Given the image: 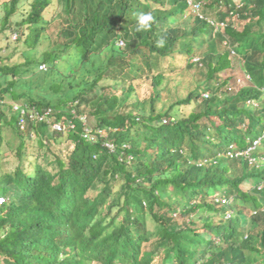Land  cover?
<instances>
[{
    "label": "trees",
    "instance_id": "1",
    "mask_svg": "<svg viewBox=\"0 0 264 264\" xmlns=\"http://www.w3.org/2000/svg\"><path fill=\"white\" fill-rule=\"evenodd\" d=\"M0 5V33L20 31L16 41L1 39L0 52L14 53L0 55V98H20L15 84L38 71L50 90L25 102L75 125L61 133L29 122L23 131L11 103L0 104V264H264V141L244 154L264 132V0ZM55 5L56 39L39 57L27 55L56 19ZM207 6H220L218 19ZM149 11L156 22L136 32V16ZM186 16L193 20L182 27ZM235 19L247 20L242 29ZM161 36L167 42L157 48ZM231 52L250 81L235 93L220 74L233 66ZM191 68L198 74L183 96L166 77ZM82 106L105 134L94 142L82 136ZM8 130L20 142L15 166ZM26 141L37 155L26 154Z\"/></svg>",
    "mask_w": 264,
    "mask_h": 264
},
{
    "label": "rangeland",
    "instance_id": "2",
    "mask_svg": "<svg viewBox=\"0 0 264 264\" xmlns=\"http://www.w3.org/2000/svg\"><path fill=\"white\" fill-rule=\"evenodd\" d=\"M4 0H0V3L2 4ZM2 5H0V28H1V24H2V17L4 14V10L1 7ZM56 9V10H55ZM61 10V6H57L56 5L52 7V11L53 13L55 12L56 15V19L53 21V23L50 25V27L48 28V30L46 31L45 37L40 41L39 45L36 47V50H31V51H27V55H30L32 57H39L44 51H46L49 48V45L51 42H53L56 39V32H57V20H58V14L59 11ZM206 14L208 16H210L213 19H218V14L221 11L220 6L219 7H206ZM12 22L18 21L19 20V16L15 15L14 17H12ZM193 18L191 16H186L184 19L180 20L178 22L179 25H181L182 27L187 26L188 24H190L192 22ZM247 20H234V27L238 30L242 29L243 24L246 22ZM19 33L20 31L15 30L14 27H11V30L6 31L5 33L1 34L0 33V46H1V39L4 38V36H8L10 38V40L16 41L19 37ZM17 38V39H16ZM209 48L208 47H204L202 50L199 51L198 56H200L202 51H207ZM14 52H12V49H6L5 51L3 50V52H0V55H2L3 57H7L12 55ZM20 55V53H18L16 56ZM231 64L233 66H231L232 68L229 69V71L227 72H222L220 73L223 76H228L230 78V83H232L233 87L230 88V92L231 93H235V91L239 88H241L242 86L249 84L250 81L248 79V77L243 73V66H242V61L241 59L235 54V53H231ZM195 57V58H196ZM31 68H35V71L38 67V62L34 61L31 65ZM30 69V68H28ZM46 69V68H45ZM46 72V71H45ZM195 74L196 73V69L195 68H191L190 70H185L182 71L180 75H174V76H168L166 77V81L169 82L171 85H178L181 84L179 89L180 92L183 96H186L187 91L189 89V87L191 86V84L193 83L194 79H195ZM47 77V73H45V78ZM39 79V74L37 71V74H35L34 76H31L27 79V82H21L18 83L19 85L15 84V88L19 89V90H24L25 94H23L20 98L18 99H12L10 97H6V100H4L5 102H7L9 104V102H25L27 101L28 97H29V93L30 92H36V91H42V92H47L50 90L49 88V83L50 82H37V80ZM110 82V81H109ZM235 87V88H234ZM18 91V90H17ZM204 97V96H203ZM6 103V106H9ZM259 104V102H258ZM83 108V112L84 114L87 113L88 116H86L88 119V124L91 127H95V117L92 116L90 114V109L87 106H82ZM263 107V105H260L259 107H256L257 109H261ZM185 113L184 115H187L190 112V109H188V107H185ZM173 115H175V117H177V115L175 114L176 111L173 110L172 111ZM11 113L8 111L7 112V116H10ZM260 115H264V112H260L258 111L257 114V118L259 119ZM181 117V115H178ZM49 134L45 135V142L48 143V139H49ZM6 138L9 139V142L4 143V148L8 149V157L7 159L11 161V165L15 166L17 165L18 162V157H17V153H16V147L18 146L19 139L16 136V134L12 133L10 130H8L6 132ZM50 144L52 143L51 140ZM9 144V145H8ZM26 154L30 155V154H34L37 155L39 151L36 147L37 144L36 142H29L26 141ZM13 150V151H10ZM101 188V185L98 186V188L95 190V193ZM119 191V185H115L114 187V192ZM116 209H114L115 212Z\"/></svg>",
    "mask_w": 264,
    "mask_h": 264
},
{
    "label": "built area",
    "instance_id": "3",
    "mask_svg": "<svg viewBox=\"0 0 264 264\" xmlns=\"http://www.w3.org/2000/svg\"><path fill=\"white\" fill-rule=\"evenodd\" d=\"M193 8L195 10H197V12L199 11L200 8V4L195 2L193 4ZM120 44H122V42H120ZM46 66L44 64L39 65V69H45ZM204 96H207V94H203ZM3 103H5V101L0 98V104L2 105ZM11 110L15 113L18 114V125L20 127L21 130L25 131L26 130V125L29 122H34L36 124H40V123H47L48 125H50L55 131L57 132H61V133H65L67 131L70 130H74L75 125L73 122H71V120H65V121H60L56 118V115L53 112L52 108H46L44 110H38L35 107H31L29 106L28 103L26 102H11ZM72 113L74 114L75 111L72 110ZM64 118V117H63ZM65 119V118H64ZM79 119L82 121L83 127H84V131L82 136L84 138H86L87 140L94 142L97 140L98 136H105V134L102 132V129H94L92 128L87 121V117L86 115H80ZM92 130H94L92 132ZM264 138V132L262 134V137ZM259 140H257L255 143H258ZM110 152H114L116 145L109 141L106 140L103 143ZM130 160V159H129ZM127 160V161H129ZM3 198V197H0ZM4 198H3V202H4ZM0 202V205L3 203Z\"/></svg>",
    "mask_w": 264,
    "mask_h": 264
},
{
    "label": "clouds",
    "instance_id": "4",
    "mask_svg": "<svg viewBox=\"0 0 264 264\" xmlns=\"http://www.w3.org/2000/svg\"><path fill=\"white\" fill-rule=\"evenodd\" d=\"M156 22V17H155V14L151 11L149 12H140L137 16H136V21H135V31L136 32H147V31H150L153 24ZM166 37L164 36H161L156 42H155V45L157 48H163L165 47L166 45ZM233 53V52H231ZM231 88V87H230ZM235 88V87H234ZM238 90V89H237ZM236 90V91H237ZM205 97V96H204ZM247 103L249 104H252V105H255L256 107L259 105L257 101L255 100H248ZM262 136H259L257 137L254 141H253V147L251 148H248L247 150L244 151V154L245 155H249L250 152L255 148L256 145L259 144V142L261 140L264 141V138H261ZM257 140L258 143H255ZM243 153V152H242ZM252 156V155H251ZM262 158L260 159H257V162L255 163V160L253 158H249V160L252 162V163H255V164H259L261 161ZM261 188V186H259V189ZM0 202H3V198H0Z\"/></svg>",
    "mask_w": 264,
    "mask_h": 264
}]
</instances>
